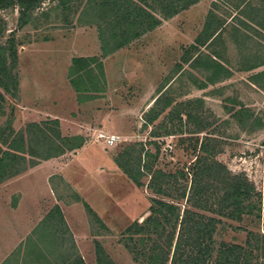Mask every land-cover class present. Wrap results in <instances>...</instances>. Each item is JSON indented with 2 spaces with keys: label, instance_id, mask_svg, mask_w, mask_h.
Segmentation results:
<instances>
[{
  "label": "rangeland",
  "instance_id": "rangeland-1",
  "mask_svg": "<svg viewBox=\"0 0 264 264\" xmlns=\"http://www.w3.org/2000/svg\"><path fill=\"white\" fill-rule=\"evenodd\" d=\"M94 3L45 0L23 15L24 21L17 4L0 8V57H6V70L16 80L13 85L4 78L9 90L0 85V147L7 148L17 133L34 137L32 122L58 127L63 137L81 143L46 162L25 153L27 169L14 181L0 182V264H60L59 254L72 252V241L86 264H97V244L116 264H141L126 245L124 230L149 212L152 196L164 195L147 186L149 173L140 175L138 185L125 173L123 159L118 160L125 151L133 165L139 154L141 163L147 161L145 150L154 153L159 145L157 158L150 159L153 170L165 172L187 169L196 155L206 154L226 167L211 181L222 185L224 177L243 176L261 192L264 205V125L259 124L264 121V76L252 77L264 64L244 67L249 52L264 55V29L222 0H197L172 16L155 11L161 18L157 25L123 46L103 49L100 34L110 30ZM209 9L224 24L202 47V58L190 60V44ZM78 55L101 61V70L94 72L98 87L89 74L78 79L83 80L80 89L72 84L77 74L71 64ZM157 94L158 108L165 99L171 103L145 122ZM110 133L122 139L108 144ZM202 142L207 149L201 151ZM30 144L42 154L39 143ZM31 160L38 162L30 166ZM56 207L69 230L49 215ZM224 220L217 242L243 241L246 230L232 226L240 222ZM240 224L264 230L262 222Z\"/></svg>",
  "mask_w": 264,
  "mask_h": 264
},
{
  "label": "trees",
  "instance_id": "trees-1",
  "mask_svg": "<svg viewBox=\"0 0 264 264\" xmlns=\"http://www.w3.org/2000/svg\"><path fill=\"white\" fill-rule=\"evenodd\" d=\"M44 1L0 0V8L17 4L19 19L24 21L23 15L40 7ZM58 1L66 2V0ZM222 1L228 8L233 7L250 21H254L258 29H264V3L254 0ZM94 2L103 23L110 30L105 36L103 33L100 34L102 47L106 49L108 44L114 48L123 46L157 25L161 18L155 14V11H159L166 17L172 16L197 0H94ZM235 13L231 17H234ZM216 14L209 9L201 31L190 44L189 50L191 49L192 52L190 60L198 62L202 58V47L221 30L224 23L222 19L215 17ZM212 22L216 24L213 26ZM242 23L247 24L245 20H242ZM13 55L15 56L14 51ZM5 58L4 55L0 57V85L5 90H9L8 82L4 78H11L12 80L9 81H12L13 85L16 80L14 75L6 70ZM210 60L211 57H209ZM246 61L248 63L246 62L244 67L251 69L264 64V55L257 51L249 52ZM101 67V61L95 55L74 56L71 71L77 76L76 79L71 78L72 84L76 89H80L83 80L78 79L89 74L93 76V80H89L93 83V87H98L94 72L97 69L101 70ZM222 67L219 64L217 72L221 71ZM259 76H264V69L252 74L255 80ZM159 95L154 97V104L145 112V122H152L165 107L170 105V99H165L163 105L158 108L161 99ZM173 116L172 112H168V118L172 119ZM257 120L260 121V118L257 117ZM50 121L55 125L58 124L57 118H52ZM259 124L264 125V121H260ZM30 126L33 128L34 137L30 135L26 139L23 134L17 133L16 137L8 140L7 148L0 147V182L27 169V166L22 164L25 153L46 159L81 144L80 140H74L76 137H63L58 127H52L50 130L49 127L45 128L37 122H32ZM58 139L61 142H58ZM34 141L39 143L42 154H36L37 152L32 148L30 142L34 144ZM199 148L201 151L207 149L204 142ZM127 153L125 151L118 157V160L123 159L121 166L125 173L137 185L141 183L140 175L149 173L147 186L155 194L164 195L152 196L154 203L149 206V212L140 221L133 220L124 230L128 238L126 245L133 253L135 260L140 261L141 264H264V230H255L240 224L245 219H249L250 223H264L261 192L255 190L252 182L238 174L224 177L222 185L219 179L211 181L214 176L226 171V167L222 162L210 160L206 154L196 155L187 169L178 168L176 172H165L161 170L162 168L155 170L152 168L150 158H157L159 145L154 153L145 150L147 161L144 163L140 162L139 154L132 165L131 158L125 157ZM37 162L31 160L30 166ZM187 174H191L188 190L186 189L187 181H185L188 180ZM49 215L57 217L53 220L63 223L69 230L59 207H56L55 212ZM225 218L240 222L232 226L246 230L243 241L217 242L215 234L219 225L225 223ZM71 248L73 251H69L67 255L62 256L63 252L59 254L61 255L59 263L86 264L81 254L77 252L73 241ZM102 250L103 248L97 244V264H116L103 255Z\"/></svg>",
  "mask_w": 264,
  "mask_h": 264
},
{
  "label": "built area",
  "instance_id": "built-area-1",
  "mask_svg": "<svg viewBox=\"0 0 264 264\" xmlns=\"http://www.w3.org/2000/svg\"><path fill=\"white\" fill-rule=\"evenodd\" d=\"M121 138V135L119 134H115V133H110V134H106V142L108 144H112L115 143L117 141H119Z\"/></svg>",
  "mask_w": 264,
  "mask_h": 264
},
{
  "label": "crops",
  "instance_id": "crops-1",
  "mask_svg": "<svg viewBox=\"0 0 264 264\" xmlns=\"http://www.w3.org/2000/svg\"><path fill=\"white\" fill-rule=\"evenodd\" d=\"M262 69H264V68H262ZM46 161H48V159H45L43 162H46ZM43 162H42V163H43ZM42 163H41V164H38L36 167H38V166L42 165ZM36 167H35V168H36ZM35 168H33V169H35ZM23 175H24V176H22V177H25V175H26V174H23ZM13 178H14V177H13ZM18 178H19V177H17V178H14V179H13V181H14L15 179H18ZM12 212H14V210H13V209H12ZM16 218H18V217H16ZM75 244H76V243H75Z\"/></svg>",
  "mask_w": 264,
  "mask_h": 264
}]
</instances>
